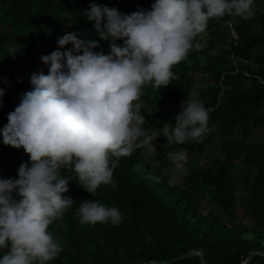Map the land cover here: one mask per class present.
Wrapping results in <instances>:
<instances>
[{
    "label": "trees",
    "instance_id": "trees-1",
    "mask_svg": "<svg viewBox=\"0 0 264 264\" xmlns=\"http://www.w3.org/2000/svg\"><path fill=\"white\" fill-rule=\"evenodd\" d=\"M92 3L131 14L150 11L155 0H0V129L22 94L33 90L32 75L48 74L41 57L73 49L71 43L60 48V37L74 32L79 39L99 41L94 52L110 54L112 42L101 40L95 22L84 17ZM192 43L200 48L173 67L177 78L170 85L142 87L143 127H174L176 115L191 100L207 109L211 131L201 142L184 144H168L161 134L155 153L138 149L119 158L113 173L117 187L102 185L94 195L70 169H61L71 178L64 195L74 203L48 228L62 251L46 264H138L173 260L189 251H203L209 264H243L254 250L264 252V0H254L247 20L229 14L209 19ZM9 44L15 55L8 54ZM180 150L191 163L184 177L167 155ZM22 163L30 165V156L5 145L0 135V179H18ZM13 198L20 199L15 192ZM92 200L119 209L122 222L81 224L80 202ZM203 200L212 204L209 211ZM239 210L252 220V228L239 223ZM251 264H264V257Z\"/></svg>",
    "mask_w": 264,
    "mask_h": 264
},
{
    "label": "clouds",
    "instance_id": "clouds-1",
    "mask_svg": "<svg viewBox=\"0 0 264 264\" xmlns=\"http://www.w3.org/2000/svg\"><path fill=\"white\" fill-rule=\"evenodd\" d=\"M253 5L254 0H155L150 11L131 14L90 5L84 17L95 22L101 40L112 42L110 54L94 52L99 41L79 39L74 32L60 37V48L71 43L73 49L41 57L48 74L32 75L33 90L22 94L0 129L3 143L23 148L31 161L21 164L18 179H0V250H5L0 264H46L62 251L48 231L74 203L64 195L71 178L61 169H70L79 185L94 195L102 185L117 187L113 173L119 158L138 149L155 153L154 141L161 134L168 144L202 141L211 129L208 111L199 101L183 105L174 127L144 128L142 87L152 84L160 90L170 85L177 78L173 67L194 47L200 48L192 41L209 19L229 14L247 20ZM117 40H123V46ZM16 52L9 44L8 54ZM167 155L175 171H182L186 151ZM153 165L159 167V161ZM77 216L81 224L122 222L119 209L95 200L81 201Z\"/></svg>",
    "mask_w": 264,
    "mask_h": 264
},
{
    "label": "water",
    "instance_id": "water-1",
    "mask_svg": "<svg viewBox=\"0 0 264 264\" xmlns=\"http://www.w3.org/2000/svg\"><path fill=\"white\" fill-rule=\"evenodd\" d=\"M257 256L264 257V252L259 250H254L248 255L247 259L243 262V264H251ZM190 259H200L202 261V264H209L207 258H205V253L203 251H189L188 253L183 254L177 258H174L173 260L146 261L138 264H177V263L185 262Z\"/></svg>",
    "mask_w": 264,
    "mask_h": 264
},
{
    "label": "rangeland",
    "instance_id": "rangeland-1",
    "mask_svg": "<svg viewBox=\"0 0 264 264\" xmlns=\"http://www.w3.org/2000/svg\"><path fill=\"white\" fill-rule=\"evenodd\" d=\"M239 63L240 62H238V64ZM263 135H264V133H263ZM154 144H155V141H154ZM204 163H205V159H202L201 164H204ZM190 164L191 163H190V161L187 158L186 162L184 163V168H183L182 172L180 173V177H184L186 175V172H187L188 167L190 166ZM250 175H252V173ZM202 205H203V207L205 208L206 211L207 210L209 211L212 208V204H210L207 200H203L202 201ZM238 214H239V223L243 227H245V228H252L253 227L252 220H250L249 218H246L243 215V210H239Z\"/></svg>",
    "mask_w": 264,
    "mask_h": 264
},
{
    "label": "built area",
    "instance_id": "built-area-1",
    "mask_svg": "<svg viewBox=\"0 0 264 264\" xmlns=\"http://www.w3.org/2000/svg\"><path fill=\"white\" fill-rule=\"evenodd\" d=\"M233 35H234L235 39H237V37H236V35H235V32H234V31H233Z\"/></svg>",
    "mask_w": 264,
    "mask_h": 264
}]
</instances>
